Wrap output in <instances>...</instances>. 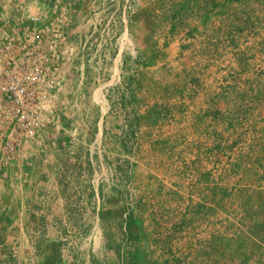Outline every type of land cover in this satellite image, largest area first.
<instances>
[{"label": "rangeland", "instance_id": "374dc122", "mask_svg": "<svg viewBox=\"0 0 264 264\" xmlns=\"http://www.w3.org/2000/svg\"><path fill=\"white\" fill-rule=\"evenodd\" d=\"M185 1L0 0L8 19L66 8L76 51L95 26L107 44L100 66L81 51L65 65L70 104L61 105L59 127L43 129L4 168L7 176L0 173V264H227L222 242L198 238L208 233L216 242L226 225L232 238L249 239L241 251L264 255V183L258 197L232 199L230 213L214 215L219 226L208 231L206 223L196 228L193 215L166 226L177 218L144 213L136 195L132 158L142 123L136 114L142 64L159 44L155 32L176 16L189 18Z\"/></svg>", "mask_w": 264, "mask_h": 264}, {"label": "crops", "instance_id": "0c3cea01", "mask_svg": "<svg viewBox=\"0 0 264 264\" xmlns=\"http://www.w3.org/2000/svg\"><path fill=\"white\" fill-rule=\"evenodd\" d=\"M184 6L189 18L176 16L155 32L159 44L142 64L132 182L144 213L175 216L169 227L193 215L196 228L206 223L208 231L219 226L214 215L230 213L232 199L262 194L264 0H186ZM222 231L216 242L208 233L198 238L222 242L227 264L264 261L261 250L241 251L248 238H232L227 225Z\"/></svg>", "mask_w": 264, "mask_h": 264}, {"label": "built area", "instance_id": "2783aa9c", "mask_svg": "<svg viewBox=\"0 0 264 264\" xmlns=\"http://www.w3.org/2000/svg\"><path fill=\"white\" fill-rule=\"evenodd\" d=\"M70 24L66 8L45 17L32 10L20 18L0 14V173L4 176V168L24 145L43 129L59 127L61 105L70 104L64 67L71 58L81 51L82 59L89 55L98 66L104 60L107 44L97 37L96 26L76 51L67 35ZM138 144L137 137L133 151Z\"/></svg>", "mask_w": 264, "mask_h": 264}]
</instances>
